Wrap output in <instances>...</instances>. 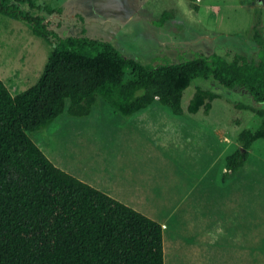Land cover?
<instances>
[{
    "label": "trees",
    "instance_id": "trees-1",
    "mask_svg": "<svg viewBox=\"0 0 264 264\" xmlns=\"http://www.w3.org/2000/svg\"><path fill=\"white\" fill-rule=\"evenodd\" d=\"M8 2L0 0V13L27 24L52 48L38 81L26 90L13 94L0 78V264H164L160 223L57 167L29 133L64 112L84 118L100 101L125 119L154 101L177 115L207 116L221 97L198 79L264 104V54L253 61L198 53L151 67L109 42L60 38L42 16ZM254 38L264 45L259 31ZM231 106L233 121L242 126L244 111L249 125L233 137L237 148L226 157L223 178L244 167L256 140L264 141V108Z\"/></svg>",
    "mask_w": 264,
    "mask_h": 264
},
{
    "label": "crops",
    "instance_id": "crops-1",
    "mask_svg": "<svg viewBox=\"0 0 264 264\" xmlns=\"http://www.w3.org/2000/svg\"><path fill=\"white\" fill-rule=\"evenodd\" d=\"M99 104L84 118L56 117L32 140L57 167L160 223L164 264H264L263 159L250 151L223 178L237 148L228 119L215 126L158 101L125 119Z\"/></svg>",
    "mask_w": 264,
    "mask_h": 264
},
{
    "label": "rangeland",
    "instance_id": "rangeland-1",
    "mask_svg": "<svg viewBox=\"0 0 264 264\" xmlns=\"http://www.w3.org/2000/svg\"><path fill=\"white\" fill-rule=\"evenodd\" d=\"M8 3L23 12L42 16L60 38L85 35L109 42L123 56L151 67L183 62L198 53L218 54L228 60L240 54L253 61L264 54V45L254 38L257 30L264 41V0H9ZM60 6L64 7L61 13L57 11ZM51 48L27 24L0 13V78L13 94L38 81ZM196 81L220 95L221 99L213 102L209 122L219 126L228 119L231 137L249 125L244 111L236 113L242 126L233 121L232 103L264 108V104H257L242 91L226 89L214 81ZM66 115L64 112L57 118ZM40 130L43 129L30 132L29 136ZM111 139L106 131L105 141ZM251 151L260 153L263 160L259 168L263 170L264 141L256 140ZM260 211L263 240L264 194Z\"/></svg>",
    "mask_w": 264,
    "mask_h": 264
}]
</instances>
